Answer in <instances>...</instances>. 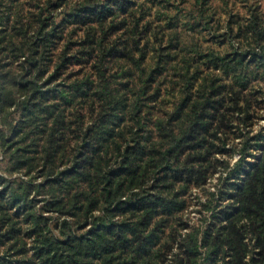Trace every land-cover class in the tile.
<instances>
[{"label": "trees", "instance_id": "1", "mask_svg": "<svg viewBox=\"0 0 264 264\" xmlns=\"http://www.w3.org/2000/svg\"><path fill=\"white\" fill-rule=\"evenodd\" d=\"M262 110L264 0H0V264H264Z\"/></svg>", "mask_w": 264, "mask_h": 264}, {"label": "rangeland", "instance_id": "2", "mask_svg": "<svg viewBox=\"0 0 264 264\" xmlns=\"http://www.w3.org/2000/svg\"><path fill=\"white\" fill-rule=\"evenodd\" d=\"M260 127H261V132H260L261 136L260 137H262V139L264 141V110L261 111L260 119L256 124L257 130L260 129ZM252 133H254V132H252ZM259 150H260L259 147L251 148L250 151L247 153V156H246L247 161H252L254 159V157H256L259 154ZM201 199H202V197H201ZM190 217H191V222H194L197 220L196 215L193 213H190Z\"/></svg>", "mask_w": 264, "mask_h": 264}]
</instances>
